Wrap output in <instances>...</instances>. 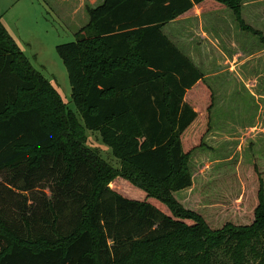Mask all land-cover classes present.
I'll return each mask as SVG.
<instances>
[{"label": "trees", "instance_id": "16d2710c", "mask_svg": "<svg viewBox=\"0 0 264 264\" xmlns=\"http://www.w3.org/2000/svg\"><path fill=\"white\" fill-rule=\"evenodd\" d=\"M241 1L102 0L86 8L76 39L56 46L82 124L0 23V264H156L160 247L181 241L194 226L231 232L230 264L250 261L243 250L253 237V253L263 251L258 164H236L229 193L223 178H210L193 191L192 213L182 211L176 196L194 190L189 159L205 146L213 92L162 27L228 7L250 31L243 27ZM21 93H27V105L17 108ZM48 106H57L65 119L59 144L44 126ZM83 127L99 133L127 178L151 200L118 188L110 177L115 170L83 147ZM215 180L222 188L213 186ZM174 254L166 264H212L205 251L180 259ZM253 258L264 264V251Z\"/></svg>", "mask_w": 264, "mask_h": 264}, {"label": "rangeland", "instance_id": "374dc122", "mask_svg": "<svg viewBox=\"0 0 264 264\" xmlns=\"http://www.w3.org/2000/svg\"><path fill=\"white\" fill-rule=\"evenodd\" d=\"M101 1L0 0V23L6 33L25 56L31 68L51 85L62 99L64 106L74 113L73 117L81 124L79 108L75 107L71 98L67 71L56 46L74 41L76 39L75 32L87 22L86 8L94 7ZM245 3L244 15L246 19L245 23L243 22V27L251 30L243 29L239 25L243 30V37H238V41L244 42L242 56L228 57L224 49V54L219 49L212 50L210 54L205 53L208 46L205 45L204 41H200L199 37L197 40H192L195 47L204 48L203 54L195 56L193 62L206 76V81H204L213 92V106L210 109L211 129L204 136L205 146L194 150L189 159V168L194 179V190L188 189L176 195L181 203L182 211L187 213L196 211L197 197L193 191L195 193L210 178H223L222 182L215 180L213 186L222 188L220 184L225 185L227 183L228 185L224 190L229 193L232 190L231 184H234L236 180L234 171L238 163L251 164L254 162L258 164L264 179V42L260 37V34L262 37L264 36V0H246ZM232 12L230 15L234 18L235 15ZM256 13L258 14L256 15ZM258 16L261 21H258ZM203 20L206 21V18ZM236 25L238 24L236 23ZM254 31H258L260 34L257 35ZM234 33L228 31L227 37L232 39L229 43L226 42L228 48L232 42H235ZM216 34L220 38L219 31ZM226 44L222 37L217 43L220 49ZM250 54L254 56L247 59ZM257 55H259L258 58ZM237 64L243 67L244 84L247 85L248 90H246L247 88L238 90L240 84H238L236 75L232 72L226 73L230 68L235 69ZM253 68L257 80H252L250 75ZM257 87L261 88L257 89ZM250 90L254 91L255 94L257 93V97H252ZM27 100V93H21L17 108L26 106ZM15 107L11 108L8 113L17 109ZM60 116L61 113L57 106L53 108L48 106L44 117L45 128L53 135L58 144L63 139L64 131L62 130L65 127V119H60ZM81 138L83 147L100 158L101 163H105L107 167L115 170V172L110 173V177H114V183L119 189L133 195L140 201L151 200L143 188L127 178V173L121 167L120 160L113 155L111 148L101 140L97 131L83 127ZM30 151L33 150L30 149ZM108 177L106 176L105 180ZM164 210L171 215L168 206L165 205ZM182 220L191 226L192 221L189 217L185 216ZM183 233L180 235V237L182 236L181 241H177V237L170 240L169 244L160 247L156 264H166V257L171 253H175L174 255L180 259L184 254L199 255L204 251L212 260V264H230L228 257L230 253L227 251L235 246V239L228 236L231 232L225 229L219 232H211L203 227L194 226L190 227L188 232ZM247 233L249 231L243 237L246 238ZM253 238L250 239V242L253 243L247 242L248 246L243 250V254L247 255L246 258L250 257V261L245 262L246 264H257L258 258H253V255L261 258V253L264 251V249L263 251L258 250V255L253 253L257 251L252 247L257 243L256 238Z\"/></svg>", "mask_w": 264, "mask_h": 264}, {"label": "crops", "instance_id": "0c3cea01", "mask_svg": "<svg viewBox=\"0 0 264 264\" xmlns=\"http://www.w3.org/2000/svg\"><path fill=\"white\" fill-rule=\"evenodd\" d=\"M246 0H242L240 3V17L242 21L245 23V15H244V6ZM252 4V3H251ZM259 7V6H258ZM229 9V11H227ZM230 8L224 7L218 10H212L208 12H198L194 15H188V16H180L177 18H174L173 20H170L166 22L163 27L162 31L166 36L175 44V46L185 55L187 56L192 62L193 58L195 56H200L204 52V48H198L195 47V44H192V40L199 37L200 41H204L205 45L208 46L205 53H211L212 50H220L221 53L224 54V51L226 53V56L228 57H239L242 56V51L244 47V42L242 40L238 41V37H243V30L239 27V23L236 20L235 16L234 18L231 17ZM206 14H209V16H206ZM234 15V13L232 12ZM258 13H256L257 15ZM259 17V16H258ZM206 18V21L203 20ZM260 20V17L258 18V21ZM261 21V20H260ZM235 22V23H234ZM236 23L238 25H236ZM214 30L219 31L218 38L216 32ZM232 31L234 33V40L235 42L231 43V46L228 48V45L226 42L229 43L232 39H228V31ZM197 34V35H195ZM196 36V37H195ZM205 36V37H203ZM225 41L226 46L220 49V47L217 45L219 41L221 40ZM236 38V39H235ZM219 39V40H218ZM224 49V51H223ZM196 52H198L196 54ZM207 55V54H206ZM254 55L250 54L247 59L252 58ZM259 55H257V58ZM238 60V59H237ZM243 61V60H241ZM257 62V61H256ZM194 63V62H193ZM243 67L242 65H238L235 67V69H228L226 71L227 74L232 72L237 77L238 84V90L246 89L247 85L244 84V75L242 74ZM263 71V70H262ZM221 72V71H220ZM250 74L252 76V80H257V77L255 76L254 68L251 71ZM264 75V71H263ZM206 76L203 75V79L206 81ZM261 87H257V89H260ZM248 90V88L246 89ZM249 93V92H248ZM250 94L252 97H257V95L254 93V91L250 90Z\"/></svg>", "mask_w": 264, "mask_h": 264}]
</instances>
